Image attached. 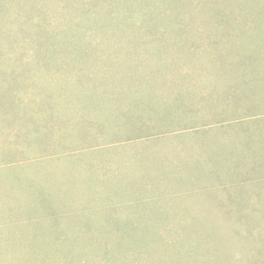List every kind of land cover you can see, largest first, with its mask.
Returning a JSON list of instances; mask_svg holds the SVG:
<instances>
[{"label":"trees","instance_id":"obj_1","mask_svg":"<svg viewBox=\"0 0 264 264\" xmlns=\"http://www.w3.org/2000/svg\"><path fill=\"white\" fill-rule=\"evenodd\" d=\"M129 2L130 0H117V3L115 0H46L42 3L40 0H0V145L4 146V150L14 147L11 151H16L17 148V156L20 153L21 156L27 155L29 150H26V146L27 149H33L28 147L33 135L52 138L57 132H62V139H65L68 133L72 134L78 128L82 134L80 138L74 139L76 150L71 149L66 153L68 148L60 142L40 151L49 153L48 161L52 162L62 156L73 158L89 153L82 143V137L92 133L93 140L99 142L106 135L105 126L110 122L106 119L108 112L104 108L109 110L108 105L113 103L112 114L125 123L114 127L116 130L113 135L117 140L111 141L112 146H103L131 151V155L123 162L100 158L97 162L86 161L79 165L87 174V184H83L88 193L85 196L80 194L86 200L84 203L76 200L79 203L77 206L72 203L71 207L63 210H58L52 203L57 197L52 198L48 190L41 189L38 185L40 182L31 177L26 180L29 190L36 192L39 188L36 194L31 195L36 203L27 202L22 206L24 211L16 214L14 192H10L5 186L6 181H0L1 197L6 199L5 204L11 203L13 206L10 216L0 215V223L7 222L9 228L13 226L16 229V222L25 218L30 231L28 236L32 242L31 247L36 252L29 257L23 256L18 264H129L132 260L145 264L139 253L142 254L149 247L147 241L155 235L150 234L155 222L173 218L177 212L181 213L183 209L176 206L179 198L195 195L203 196L206 201L201 208L220 220L217 228L219 234H222V249L213 248V238L209 240L212 236L211 229L204 231V234L196 230L197 233L194 234L197 239L188 240L186 237L187 240L182 243L189 247L188 257L194 262L206 264H264V244L262 248L255 246L256 238L264 230L261 226L264 206L250 211L248 205L255 193H249L247 189H255L257 185L252 176V168L248 174L243 175L239 165L230 167L235 162L228 163L229 159L235 160L238 156L239 162L244 166L246 160L256 153L252 137L255 133L260 136L264 130V112L251 103L243 114L238 115L235 104L234 108L231 106L233 99L235 102L241 93H246V99L254 93L252 74L255 62L251 53H237L234 51V44L230 48L223 45L220 12H213L211 23L202 21L201 12L192 13L191 44L185 49L190 62L186 65L175 63L173 59L169 63L167 47L147 50L144 56L147 58L146 62L133 63L122 57L109 58L111 62L108 63V57L101 54L99 48H93L92 53L101 66L105 63L111 68L109 72L103 68L102 73L106 76L99 83L94 82L100 77H97L98 72L84 67L75 68L69 75L61 74L64 77L57 76L60 70H53V82L43 78L45 82H41L42 84L33 81L28 75L18 85L20 80L17 78V70L6 71L1 68V62L4 61H14L17 64L29 60L32 64L37 61L38 64L46 65L53 62L60 65L64 61L74 64L76 60L85 63L88 57L85 49L78 50L69 46L73 37L69 35L68 24L79 13L73 12L75 8H82L80 15L87 16L89 21L92 15L109 12L110 21L123 15L128 25L148 28L149 35L154 38L163 41L173 39L174 34L163 19L164 12H134L135 8L132 9ZM77 24L80 29H85L81 32L85 36L80 39L82 42H88L86 37L95 41L97 34L93 33L89 24ZM112 33L114 32L111 30L106 35ZM231 41H235V38ZM33 69V65H29L26 71L31 74ZM108 73L114 77H107L110 76ZM136 74L138 78L130 86L126 85L127 79L116 78L118 75ZM154 76L158 81L154 82ZM225 77L232 90L223 86ZM119 80L122 82L118 85ZM107 82L111 83L110 86H105ZM239 137L246 139L244 144ZM184 139L196 142L192 151L179 146L181 144L178 143ZM163 143L175 145L172 149L176 152L174 156L169 152L161 154L163 169L172 170L184 157L191 164L187 163L183 171L177 172L175 184L173 178L167 175L148 174L144 180L138 181L137 187L140 189H137L134 185L138 172L152 162L150 158L153 153L160 152L157 150L152 153L146 149L142 151L136 146H158ZM258 143L264 155L260 137ZM60 150L63 151L62 154ZM53 152L58 155H51ZM11 156L13 154L10 155V152H4L3 162L10 164L18 159L8 161ZM45 158L43 156L40 159ZM7 167L14 166L11 164ZM116 176L120 177L119 183L123 188L135 183L130 189L123 191L126 194L128 189L131 190L134 199L128 202L112 199V192L119 191L114 187ZM19 178H16L15 185L20 184ZM68 191L65 190V195H70L71 192ZM33 203L36 207H33ZM144 203L160 206L163 211L160 218L153 217V223L148 219L145 224L142 220L145 221L146 218L120 215L122 209ZM90 213L100 215L101 223L98 227L92 220L80 231L73 228V221L69 217L79 214L88 216L90 220ZM248 216L250 219L254 218L257 225L253 222L249 224ZM160 225L165 234L171 233L172 237L181 235L185 238L187 234L184 223L169 224L166 221ZM97 228L100 234L110 233L122 238H117L121 245L113 247L108 240L92 238ZM148 234L151 237H147ZM135 235L142 238L137 240ZM125 238L134 239L133 244L146 241L145 245L140 244L138 254L134 256L136 259L130 256L134 251L124 250L126 247L122 243ZM22 240L25 241L26 238L22 237ZM150 242L153 244L156 241ZM177 244L179 241L175 238L171 247L175 249ZM3 247L4 244H1L0 251ZM49 250L52 255H37L38 252L45 253ZM149 251L147 250V259L150 257ZM178 257L176 253L174 258L169 257L168 260L171 264H180ZM151 261L147 260L146 263L150 264ZM161 262L169 264L167 261Z\"/></svg>","mask_w":264,"mask_h":264},{"label":"rangeland","instance_id":"obj_2","mask_svg":"<svg viewBox=\"0 0 264 264\" xmlns=\"http://www.w3.org/2000/svg\"><path fill=\"white\" fill-rule=\"evenodd\" d=\"M40 1L42 3L46 2V0ZM115 2L117 3V0H115ZM129 4L131 5L132 9L135 8L134 12H141V10L143 12H164L165 15L163 16V19L165 20L167 25L169 24L168 28L174 34H172L173 39L168 38L166 41H163L160 40V38H154L149 35L148 28H138L133 25H128L123 15H120L117 19L112 18V21H110V19L108 18L109 12H100L101 15L98 14L90 16L91 19L89 21L87 19V16H83L82 14L80 15V12H82V8H75L73 12L79 13L78 17L73 21L70 20L68 24L69 35L74 39H72V42L69 44V46L78 50L85 49L86 53L88 54L85 63H81L76 60L74 64H70L68 61H64V63H60V65H57L56 62L46 65L41 63L38 64L37 61L32 64L29 60H26L24 62H17V64L14 63V61H4L1 62V68L5 69L6 71H12L13 69H16V73H18L17 78H19L20 80L17 83L18 85L24 82L23 78L28 75H30L32 80H35V82L41 83L43 82V78H46L48 81L53 82V70H60V73H58L57 76L64 77L61 74L65 73L69 75V73H72L75 68L78 69L84 67L89 68L90 71L94 69L95 72H98L97 77H100L96 81H94L96 83L106 76L104 75V73H102L103 68L108 72L111 68H108L107 64L104 65L105 63L101 66V64L98 62V58L95 57V54L93 55L92 53L93 48H99L100 53L108 57V63L111 62L110 59L113 57H122L123 60H130V62L133 63L134 61L146 62L147 58H145L144 56L147 50L154 51L156 49L167 47L169 48V53L167 55L169 63L172 62V60L170 59H173L175 60V63L186 65L190 62L188 52L185 49L191 44L190 38L192 30V13L201 12L202 21H208V23H211L213 22L212 17L213 12L215 11L220 12V31L223 36V45L226 44V47L230 48L232 44H234L236 46L234 51H236L237 53H251L254 57L253 60L255 62L254 71L252 74V80H254L253 86L255 87L254 93L250 96L251 99L245 98V92L241 93L239 97L236 98L235 102L233 99L231 106H233L234 108L235 104L238 115L243 114L244 111L250 107L251 103H254L255 107H257L258 110L264 112V0H130ZM195 4H198V7H195ZM77 23H80L81 25L89 24V26L93 29V33L97 34V38L95 37V41H90L86 37L85 40H87L88 42H82L80 39H82L84 35L81 32H84L85 29H80ZM111 30L114 33L106 35V33ZM104 34L108 38H106V36L103 37ZM126 35L129 36L126 38V41H124ZM101 37L102 40H99ZM233 38H235V41H231ZM29 65H33L34 68L33 70H31V72H33L31 74L26 71V69H29ZM108 75H110V73H108ZM107 77L114 76L110 75ZM116 78L125 80L127 79L128 83L126 85L130 86L134 83V80L138 78V74L132 76L118 75ZM154 79V82L158 81V78L156 76H154ZM121 82L122 81L119 80L118 85ZM110 84L111 83L107 82L105 86H110ZM223 86L227 88L229 87L228 78L226 77L223 81ZM229 90H232V87H229ZM108 107L109 110L104 108L106 113L108 112L106 115L108 116V118L106 119L110 122L105 126L106 135L102 139H100L99 142L93 140V137L91 136L93 135L92 133H88L87 137H85L86 135H83L82 137V143L87 147L85 149L88 150L89 153L78 155L77 157L73 158L62 156L60 159L52 162L50 160L48 161V156H50L49 153L40 151V149L50 148L54 144L60 142L68 148L65 151L66 153L68 151H71V149L76 150L77 147L75 146L74 139L77 137L80 138V135L82 134L80 133L81 129L78 128L74 130L72 134L68 133L67 135L69 137L65 136V139H62V132H57L52 138H41L40 136L36 137V135H33V137L31 138V144L28 145V147L30 146L33 149H27L26 146V150H29L27 152V155L22 154L21 156L20 153V155L17 156L19 152L17 148L16 151L12 152L11 148L14 147H9L8 149L4 150V146L2 144L0 145V181H6V183H4L5 186L9 188L10 192H14L13 196H15V198L13 199H15L14 210L16 211V214L24 211L25 208L22 206L27 204V202H35V198H33L34 196L31 197V195L36 194L39 188L36 189V192L35 190H29V184L26 181L27 179H31L32 177V179L36 180V182L39 181L40 184H37L41 186V189H47L49 194L52 195V198L57 197L55 198V201H52V203L55 204V207L58 210H63L71 207L72 203L77 206L81 201H83L84 203V200H86L84 198L82 199V195L80 196V194H83V196H85L86 193H88L85 186V184H87V174L84 172V170L81 169V166L79 165L85 164L86 161L97 162L100 158L107 159L109 161L117 160L123 162L127 159L128 155H131V151L129 149H119L115 147L104 148L103 146L111 145V141L117 140V138H115L113 135L116 130L114 127H116V125H124L125 123L123 119L118 118L112 114L113 103L112 105H108ZM114 124L115 126L112 127V125ZM259 137L261 138V144L264 145V130L263 132L261 131L260 136L257 133L253 134L252 139L255 140L253 146L257 149V151L254 155L246 160V164L244 166L241 164V162H239L240 158L238 156L235 158V160H228V163L231 164L235 162L233 165H230V167H233L236 164L239 165V170L243 175L248 174L249 169L252 168V176L254 177L257 185H255V189H247L249 193H255L254 197L248 204L250 211H252L253 208L259 210L262 206H264V155L258 147L260 146L258 143ZM244 139L240 138L243 144L245 143ZM195 143L196 142L192 139H184L178 144H181L179 146H181V148H184V150L192 151V149H194L193 146ZM174 147L175 145H172L170 143H163L158 146L144 147V145L141 144L140 146H136V148H139L142 151L146 149L147 151L152 153L159 150L160 154L153 153L152 158H150V161L152 162L147 163V167L144 165L145 168H143L142 171L138 172L137 180H135L136 185H134V183L127 186L126 188L130 189L133 185L137 187L139 185L138 181L144 180L148 174L156 176L159 173L162 176L167 175L169 177H172L173 183L175 184L174 179L177 172L183 171L187 167V163L191 164V161H187L184 157L183 161H179L178 166H173L171 168L172 170L163 169V156L161 154H164L165 152H167L168 154L169 152L174 156L176 154V152H174L175 150L172 149ZM103 149H107V151L104 152ZM101 150H103V152ZM4 152H10V155L13 154V156H11L8 161H13V159L17 158V160L20 161L16 163V160L10 164H6L7 161L3 162V160H5L3 159ZM59 152L60 154L63 153V151L61 150ZM99 152H101L102 154ZM250 154L251 153H249L248 155L250 156ZM51 155L58 154L53 152L51 153ZM43 156L46 158L44 160H41L40 158H42ZM242 157L243 156L241 155V160L243 159ZM11 164H13L14 167L8 168L7 166ZM156 168L158 169L157 171ZM18 177H20L19 179H21L20 184L17 183L15 185L16 178ZM119 181L120 177H114V187L119 191H115V193L112 192V199L115 201L117 200L118 202H128L134 199L131 190L128 189L126 194L123 193L124 189L126 188H123V185L120 186ZM12 185L15 186L13 187ZM137 189L140 188L137 187ZM65 190L73 191H68L71 192L70 195L68 193H66L65 195ZM1 195L2 194H0V215L8 214L10 216L13 206L11 203L5 204L4 201L6 199L2 198ZM76 200H78L79 203ZM205 201L206 200L203 198V196L201 197L197 195L187 198H179V202L176 204V206L181 207L183 211L181 213L177 212V215L174 214L173 218L171 217L170 219L165 220L161 219L155 222V225L151 228L150 232V234L155 235L152 238H149L150 240L147 239L149 247L145 249L142 254L139 253L142 258V263L147 264V260H152L150 264H161V261H167L169 264H171L168 260L169 257L174 258L176 253H178L179 257L177 259H179L180 264H206L202 262L192 261L188 257L187 253L189 247L182 244L186 237L188 240L190 238L197 239L198 237H196L194 234L197 233L196 230L204 234V231L208 232V230L211 229L212 234L210 235L212 236L209 237V240L210 238H213V248L217 247L221 250L222 248L220 247V245L222 243V234H219V229L217 228V224H220V220L213 217V215H211L210 213L205 212L204 209L201 208ZM35 203H33V207H36ZM159 210L160 206L158 205L144 203L139 206H134L130 209L124 208L121 210L120 215L124 217H129V215H132L139 218L141 217L143 219L146 218L147 220H142L146 224V221L149 220H151V223H153V217L157 219L160 218L163 211L160 210V213ZM90 216H92V219L88 220V216L84 217L77 214L76 216L69 217V220L71 218L70 221H73L71 225L74 229H79V231L81 229H84L85 224L88 221L91 222L92 220H94V223H97L98 227L101 223L100 215H97L96 213H90ZM262 219L261 226L264 227L263 214ZM67 220H64V222H66ZM166 221H168L169 224L178 222L184 223L185 229L187 231L185 238H183L181 235H174V237H172L171 233L165 234V232L163 231V227L160 224L166 223ZM247 221L249 222V224L250 222H256L254 218L250 219L249 216ZM6 223L7 222L0 223V245L4 244V247L2 248L3 250L0 251V264H18L19 260H21L23 256L26 255L27 257H29L30 255H34L36 253L34 252V250H32L34 248L31 247L32 242L29 240V227L26 224L25 218L16 222V229H14L13 226L9 228ZM145 224L142 227H144ZM94 231L95 234H92V238H94L95 240H108V242L111 243V246L113 247L121 245L117 241V238L119 236H115L114 234L110 233L100 234L98 228ZM159 236L160 239L158 240ZM22 237L26 238V240L23 241ZM77 237L79 238L80 236L78 235ZM134 237L137 240L142 238L139 235H135ZM147 237H151V235L148 234ZM175 238L178 239L179 244H177L176 248L174 249L173 247H171V244L173 243V240ZM202 238H206V236H202ZM151 240H155L156 242L151 244ZM262 240H264V230L262 232L260 231L259 237L256 238L255 246L262 248L264 244ZM142 241L143 240H141L139 243L133 244V242H135L134 239L130 240L128 238H125L122 246H124V248L126 247L124 250H127L129 252L134 251L133 253H130V256L136 259L137 257L134 256L138 254L137 250L140 249V244L141 246L146 244V241L141 243ZM93 247L94 249L96 248L95 246ZM147 250H150V257L148 259ZM45 254H48V256L52 255V251L49 250L45 253H37V255L40 256H44ZM132 258H130V260H132ZM129 264L139 263L136 260H132ZM163 264H166V262H163Z\"/></svg>","mask_w":264,"mask_h":264}]
</instances>
